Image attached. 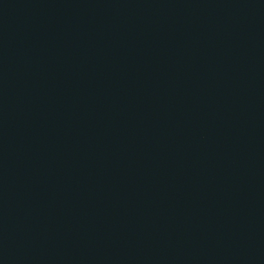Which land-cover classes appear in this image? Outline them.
<instances>
[{
	"label": "water",
	"instance_id": "95a60500",
	"mask_svg": "<svg viewBox=\"0 0 264 264\" xmlns=\"http://www.w3.org/2000/svg\"><path fill=\"white\" fill-rule=\"evenodd\" d=\"M0 264H264V0H0Z\"/></svg>",
	"mask_w": 264,
	"mask_h": 264
}]
</instances>
